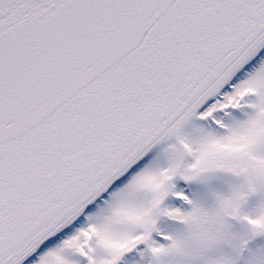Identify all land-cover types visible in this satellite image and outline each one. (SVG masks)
Here are the masks:
<instances>
[{
	"label": "snow or ice",
	"instance_id": "1",
	"mask_svg": "<svg viewBox=\"0 0 264 264\" xmlns=\"http://www.w3.org/2000/svg\"><path fill=\"white\" fill-rule=\"evenodd\" d=\"M0 264H264V0H0Z\"/></svg>",
	"mask_w": 264,
	"mask_h": 264
}]
</instances>
